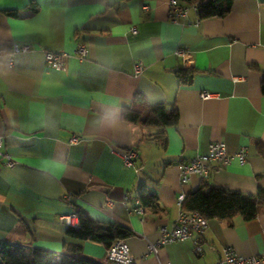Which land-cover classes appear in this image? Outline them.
<instances>
[{"label": "crops", "instance_id": "crops-1", "mask_svg": "<svg viewBox=\"0 0 264 264\" xmlns=\"http://www.w3.org/2000/svg\"><path fill=\"white\" fill-rule=\"evenodd\" d=\"M170 1L0 0V134L16 162L0 161V240L9 250L44 249L57 262L66 243H78L82 256L112 264L102 243L67 236L61 216L78 204L131 229L125 240L141 264H215L227 247L264 255V204L249 220L210 219L194 235L202 256L194 240L149 253L161 225L175 224L178 196L204 180L182 183L179 164L213 142L229 153L246 147L247 161L214 162L204 181L256 196L264 189V0H233L226 16L205 20L190 8L192 24L170 19ZM13 43L31 50L11 54ZM79 44L88 50L83 58ZM46 51L61 54L64 67L49 68ZM181 69L195 72L191 83H181ZM137 94L178 108L166 147L156 127L124 119ZM130 148L140 154L132 167L122 159ZM140 187L157 194L160 212L135 211L136 200L126 198Z\"/></svg>", "mask_w": 264, "mask_h": 264}, {"label": "trees", "instance_id": "trees-1", "mask_svg": "<svg viewBox=\"0 0 264 264\" xmlns=\"http://www.w3.org/2000/svg\"><path fill=\"white\" fill-rule=\"evenodd\" d=\"M181 4L192 5L195 0H179ZM233 0H199L198 15L201 20L222 18L226 16L232 7ZM194 71L178 70L176 72L181 83L188 84L193 81ZM261 90L264 94V78L261 82ZM125 120L135 123L142 121L146 126L156 127L157 140L165 147L167 145L166 129L175 126L179 122L178 108L168 110L163 104H150L142 94H137L135 104L126 107L123 111ZM264 154V148L260 147ZM139 199L146 210L160 212L158 196L140 187L135 195H128V202L135 203ZM264 204V189L260 188L259 194H245L217 186H211L207 181L186 195L183 209L187 212H200L208 220L218 219L231 221L237 216L249 220L255 217L259 208ZM73 213L78 216L79 226H69L67 236L80 241L91 240L102 243L108 249L118 239H127L134 233L128 227L113 221H101L93 218L83 207L73 205ZM66 253L55 262L56 255L44 250L33 249L16 251L9 250L6 246L0 256V264H103L99 261L86 258L81 255L83 246L78 243H66Z\"/></svg>", "mask_w": 264, "mask_h": 264}, {"label": "built area", "instance_id": "built-area-1", "mask_svg": "<svg viewBox=\"0 0 264 264\" xmlns=\"http://www.w3.org/2000/svg\"><path fill=\"white\" fill-rule=\"evenodd\" d=\"M193 8L198 13V4L192 5L181 4L179 0L170 1L169 17L174 22H185L186 24H192L187 19L188 10ZM31 50V46L28 44L13 43L11 54L19 52H27ZM88 50L85 44H79L77 55L83 58L87 55ZM178 54L183 58H189L190 54L186 50H179ZM45 61L49 68L62 69L64 67L63 56L61 54L46 51ZM143 66L141 64L136 65V71L141 72ZM203 98H209L212 95L210 93H203ZM5 136L0 134V161L5 160V164L9 167H14L15 160L5 150ZM78 138L74 137L73 141ZM247 149L242 147L235 153H229L225 142L217 141L210 144L206 153L197 154L188 162H182L179 164V176L182 183H188L193 176H197L201 179L208 180L212 174V164L214 162L226 165L237 159L241 163L247 161ZM140 158V154L136 148H130L122 153V159L125 166L132 167L135 162ZM185 194H180L177 198V205L179 207V213L175 224L172 228L168 229L166 225H161V237L154 243L149 245V253L157 254L159 249L168 243L180 242L186 240H194V235H202L209 226V220L203 216L200 212H187L183 209L185 201ZM69 198V196H68ZM128 200V198H126ZM135 211L139 214L144 213V207L140 200L136 199ZM67 226L77 227L79 226V219L75 213L61 216ZM196 254L202 256L204 253L203 246L195 239ZM5 248V244L0 240V256ZM106 259L112 264H141L139 260L132 254L130 246L125 239L116 240L113 245L107 249ZM167 264H171L170 262ZM215 264H264V255L256 256H241L232 247L224 249L221 258Z\"/></svg>", "mask_w": 264, "mask_h": 264}]
</instances>
